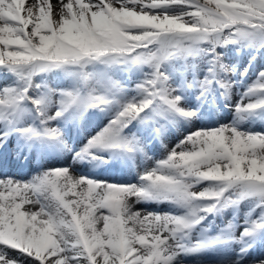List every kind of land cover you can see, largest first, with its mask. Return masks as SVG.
I'll use <instances>...</instances> for the list:
<instances>
[{
  "label": "snow or ice",
  "instance_id": "6c2138e0",
  "mask_svg": "<svg viewBox=\"0 0 264 264\" xmlns=\"http://www.w3.org/2000/svg\"><path fill=\"white\" fill-rule=\"evenodd\" d=\"M176 5L191 10L182 15L155 12ZM203 43L213 45V52L215 46L232 43L264 48V0H58L55 5L51 0H0V67L17 72L26 83L37 73L78 68L81 71L71 75L87 86L94 77L84 69L94 63L154 69L138 86L143 98L123 104L116 119L89 141L85 155L94 149L131 152L133 141L122 133L133 121L143 120L146 110L152 111L153 120L163 118L165 110L195 117L194 111L179 107L181 98L172 95L160 68L174 57L201 54ZM209 71L212 79L200 85L204 92L227 71L218 54ZM96 83L106 95L95 88L86 95L61 92L56 117L74 106L88 109L118 102L109 98L121 90L115 81L101 78ZM27 91L5 89L0 109L21 115ZM248 95L264 96V72ZM33 103L38 110L46 107L41 100ZM261 108L264 99L238 106L237 112ZM7 114L0 111V116ZM47 123L42 129L18 131L33 139L60 140L62 132ZM6 142L0 138V148ZM142 180L147 183L139 188L111 185L76 178L70 169L59 168L31 183L0 181V264H19L4 248L37 264H80L82 257L87 264H173L182 251L195 253L227 243L216 237L187 248L180 240L201 222L198 213L213 214L239 203L224 199L229 189H239L241 199L258 197L264 204V134L228 126L196 131ZM203 182L215 187L192 191ZM133 197L168 199L187 208L189 215L133 213L127 204ZM201 201L215 203L201 207ZM260 231L264 222L253 224L243 236ZM246 252L242 249L232 264H240Z\"/></svg>",
  "mask_w": 264,
  "mask_h": 264
},
{
  "label": "bare ground",
  "instance_id": "6f19581e",
  "mask_svg": "<svg viewBox=\"0 0 264 264\" xmlns=\"http://www.w3.org/2000/svg\"><path fill=\"white\" fill-rule=\"evenodd\" d=\"M27 2L31 3L32 0H27ZM57 2H58V0H51V3H53V5H55ZM161 15H163V13H161ZM235 53L236 52L231 51V54L224 53L223 56H220L221 62L223 63V65L226 66L227 71L219 73L215 82H213L214 87H212L210 85L209 90L207 92L203 91L204 96L213 97L216 93H224L226 91V96H225L226 101L232 107V109H231L232 114H231L230 122L239 124L242 127V129H237V130L242 132V133H246V134H264V123L261 121L260 118H256V117L252 116V114L254 112H259L260 109H257V110L251 111V112H247V113L237 112L238 106H241V105L246 106L250 100H254L255 102H257V100H259L263 96H261V95H248V93H247L245 98H240L238 95L234 94L233 90L235 87H234V84L230 82V76L234 71H236L237 64H238V62L240 63L239 60H240L241 55H242V54L241 55H233ZM248 57H246L247 62H245L242 59V61L244 63H240V65H239V70H241L242 72L247 70V72L249 73L250 70H253V68L260 66V61L264 60L262 58V55L261 56L257 55L254 57H253V55H251L250 58H248ZM197 59H198V63L196 65H194V64L192 66H190L188 64L185 65V69L182 70V72H183L182 74H181L180 69L177 70V65L173 66V67L172 66L167 67L165 64L163 65L164 71L161 73L168 77V86L172 90L173 96H176V94L174 93L172 81L180 80L182 76H188V75H193V74L196 75L198 73H201L206 78L212 79V76L210 75L209 70H210V68L213 67L214 59L210 60V59H203L200 57H198ZM250 59L252 61L250 63H248V60H250ZM132 70L133 69L129 68L127 71V74L132 73ZM108 71H110L109 77L111 78V80L115 81L120 86L122 84V81H120V79L118 77V75H120V74H118L115 69H110ZM142 76L143 75H140L133 80L136 82L139 80H142ZM191 78L194 79L195 77L192 76ZM234 78L238 79V77H234ZM250 79H251V77H248V81ZM0 81H2L1 76H0ZM60 82H61V80L55 77L54 83H60ZM32 84H33V82H32ZM141 84H143V83L131 84L128 86V88H125V89H122L124 87L120 86L121 90L119 92H117V94L120 96H119V100H117V101L118 102L123 101V103H127L128 101H131V100H137V101L141 100L143 98V96L138 89V86ZM222 84L226 85V87H223ZM122 90L124 92H122ZM48 94H49V92L45 93V95H48ZM215 97H216V95H215ZM60 100H61V97H57V104L58 105L51 104L49 109H47V106H46V107H43L42 109L38 110L37 107L35 106L34 110H32V107H27V105H26L27 100L24 99V101H22V103H21V108L25 109L26 114L18 115L17 121L19 123H23V121H25L26 119H33L34 118L35 122L40 124L41 128H43L45 126V124H44L45 120H47V122L50 123L52 120H55L56 113L58 111H61ZM221 101H223V99H221ZM118 102H114L112 105L111 113L113 114L114 119H116L117 115L121 111L120 107L118 105ZM236 102H240L239 105L235 104ZM185 103H187V104H185ZM191 103H192V99H189L187 102H186V99H181V101L179 103V107L181 109L185 110L186 106L188 104L191 105ZM201 103H204V101L203 100L195 101V106L199 109V111L202 110ZM215 110L218 111V109H215ZM0 111L7 112L8 116H10V114H11L10 111H8V110L0 109ZM33 111L37 112V114L35 116L33 114ZM40 111L44 112L43 116L40 115ZM145 113L150 114V116H152L150 118H153V113L150 109L146 110ZM208 115H210V114H208ZM180 117H183L182 121L179 120ZM170 118H172V120ZM253 118L255 119V121L252 120ZM218 119L219 118L213 119V120L218 121ZM155 120L157 121V124H155V126H159L157 129H160L159 132H157V129H156L155 136L152 133V129H153L152 126H150L149 124H146V123H144L142 125H143V127L149 128V130L147 132H148V135H150V137H156V139H160V140L164 136L166 139L168 138V134H166V131H168L169 124H172L171 128L176 129V128L180 127L181 125L186 126V127H191L192 125L199 123V121L200 122L209 121L208 119L204 120L202 117H199L198 119L195 117L186 119L184 116H181L179 113L171 112V111L165 112V116L163 118L157 117V118H155ZM174 120H177V122ZM148 122H149V120H148ZM110 123L111 122H108L107 125L100 128L94 134L84 136L82 144L80 142L78 143V141H77V144H81V145H78L74 149L72 148L71 141L65 139L62 136L60 140L56 141L54 147L51 148V152L49 155L40 156V158L35 157L31 160H28L26 156H23L20 158L16 153H20L23 150L24 144L21 142H14V143H12L11 146H9L10 149H12L14 152H16V153H14L13 151L10 150V154L14 156L13 162L15 165L18 162L22 166L26 163H30L31 166L35 168L36 166L42 164L43 170H41V171L39 170L40 172H39L38 177L42 176L43 174H45V173H47L53 169L65 168V169H70L71 174L76 178L90 179V177H93V176L95 178L97 173L100 171V169L104 168V165H105L104 160H102V162H101V165L103 164L102 166L97 165L98 161L96 160L97 158L95 156H97V155L107 156V154L112 155L113 150H111V149H109V150L94 149L91 151V154H89V155L83 154V150L86 148L89 141L91 139H93L94 137H96L98 134H100L106 127L109 126ZM132 123H135V121H133ZM255 123L258 124V126L255 125ZM224 124H226V123H219L216 127L210 128V129H217V128L223 127ZM63 126H64V124H63ZM72 126L75 127L74 123ZM135 126L137 127L139 132L144 133L146 130L145 128H141V124H139L138 126L135 124ZM3 128L4 127L2 125H0V138H2L4 135V129ZM80 129H81V126H78L77 130H80ZM210 129L202 128L201 130H210ZM64 130H66L65 126H64ZM194 133H195V131H193L192 133H190L188 135H191ZM122 134L127 139H129L130 141H133V149L134 150L132 152L126 153L124 155V157H122V159L125 160V162L127 164L132 165V169L135 168L138 170H149V169L154 170V169L159 168V164L156 163L157 158H153V155L150 157L146 155V157H148V158H146V160L143 163L137 164L138 150L144 149V146L140 143L135 142L133 139L127 137L124 131ZM182 142L183 141H178V142L170 144V143H166V141H165V143L162 145L161 152L163 150H170L172 152L173 150L178 149V147L182 144ZM74 145H76V144L73 143V147H74ZM56 150H57V152L55 153ZM170 151H168V153H170ZM114 152L115 153L118 152L120 155L122 151L121 150H114ZM63 155L64 156L66 155V156L64 158H62L61 160L56 162L57 163L56 167H51L50 165H47V162L49 161L50 158L57 157V156H63ZM113 155H114V153H113ZM127 157H129L131 162H128ZM84 158H88L90 160L87 165L85 163H83V161H82V159H84ZM62 165H64V166H62ZM108 167H111V169H115V168H113L112 165H108ZM105 168H107V166ZM105 168L102 171H100L102 174L104 173ZM113 172L126 174L127 169L126 168L116 169ZM115 178L124 179V177H122L120 175L115 176ZM146 183L147 182L143 181L144 185H146ZM210 185L211 184H209L208 182H203V183L196 184V186L194 188L196 189V192H199V191H203L205 188H209ZM148 199H151V198H148ZM140 200H143V199H140ZM164 200H166V199H158V201H160L159 205L166 206L168 209H177L178 204L172 202L171 200H168L169 202H164ZM138 203H139V200L134 199V198L130 199L127 202L128 207H129L131 212L164 215L163 213H152V212L144 211V210L138 208ZM259 205H260L259 203H254L253 206L250 208V210H248V212H244V211H241L238 209H235L234 211H232L231 212V214H232L231 218H237L238 221L236 224H232V225L229 224V227L226 228L225 232L222 233L221 236H218L215 234H213V235L207 234L206 235L209 228H211V231H212L213 227H218V225H220V223H221V222H219L220 218L217 215L215 216L214 214H207V213H203V212L198 213V215L200 217H202L203 219L193 229H191L186 234H184V237L186 238L187 241L183 242L182 240H180V243L184 244L185 246H188L194 240L199 239L202 243H205L209 240L215 239L216 237L225 238L228 240V242L227 243H220L219 245L208 248V249L214 248L215 252H213V253H210L206 250H202L199 253H194V254H187L186 253V254L182 255V253L180 252L176 256L175 260L173 261V264H232V262L234 260H237L241 256V251L235 252V248L236 249L239 248L241 250L242 249L250 250L251 247L256 248V246H257L256 244H258V242H256V240L252 239L250 241V243L247 244L248 243L247 242L248 237H244L243 233L245 232V230L250 229L253 224L263 222V219H261L260 222L254 221L252 219L259 212V210H260ZM25 207H31V205H25ZM201 207H204V205H201ZM230 210H231V207L228 208V212ZM188 215H189V211H185L183 214V216H188ZM222 222H224L223 219H222ZM201 223H204V224L208 223L207 225H204V230L202 229ZM229 228H231L230 229L231 234H229V232H228ZM226 235H229V237H227ZM258 235L260 237H262V235H264V231L258 232ZM172 243H173V245H175L176 241H172ZM261 246H262L261 251L256 252L258 254L253 255V253L250 251H247L246 254H243V257L240 260V264H258L259 260H264V243H262ZM9 250L11 251L12 249H7V248L3 249V251H5L6 253ZM256 255H261L258 260L253 259V257ZM21 257L23 258L24 262L18 261L19 264H37L36 261H34L33 259H31L30 257H28L24 254H22ZM187 260L191 261V263H184ZM80 264H87V261L82 257L80 259Z\"/></svg>",
  "mask_w": 264,
  "mask_h": 264
},
{
  "label": "rangeland",
  "instance_id": "374dc122",
  "mask_svg": "<svg viewBox=\"0 0 264 264\" xmlns=\"http://www.w3.org/2000/svg\"><path fill=\"white\" fill-rule=\"evenodd\" d=\"M190 10L191 9H189V8H187L185 6L176 5V6H172V7H168V8L157 9V10H155V12L156 13H160V14L161 13H163V14L167 13L168 15H182V14H184L187 11H190ZM208 45H209V43H203L199 47L201 49H205V51L212 50L213 48H211L210 45H209L210 48H205L204 47V46H208ZM216 47L222 49V51H220V54L221 53L231 54V51H242V54L243 53H250V52H251V54H255L254 53V52H256L255 50L259 49V51H261L263 53V54H259V56L262 55V58L264 59V48L255 47V46H249V45L244 44V43H232V44H227V45H224V46H216ZM170 62H172V60ZM249 62H251V60H249ZM171 64L172 63H167L166 66L169 67V66H171ZM137 68H142V71L147 73V74H145L144 80H148L151 77V75L153 74V72H154V69L149 67L148 65H143V66L137 65ZM60 70L62 72H68L69 74H71L73 72L81 71L80 69L75 70V68H67V69H60ZM139 72H140V70H139ZM261 72H264V60L260 61V66H258L256 68H253V70H250L249 73L244 72V75H250L251 76V79L249 81H247L248 78H244L245 79L244 85H247V86H249L251 88L256 83H258L259 80H260V73ZM240 73H241V71H240ZM253 74L255 76H253ZM73 77H74V75H73ZM6 87L7 86L1 87V89H4ZM229 127L236 128V126L233 123H231L229 125ZM212 187H215V185H212ZM231 191L234 192L236 195L239 194V189H237V190L236 189H231ZM235 200H238V197H235ZM254 200L260 201V199L258 197H252L251 198V201H254ZM21 256H22V254L20 252H17V251H14V255L13 256L8 255V257H10L13 260L24 262V260H23V258ZM70 264H71V262H70Z\"/></svg>",
  "mask_w": 264,
  "mask_h": 264
}]
</instances>
